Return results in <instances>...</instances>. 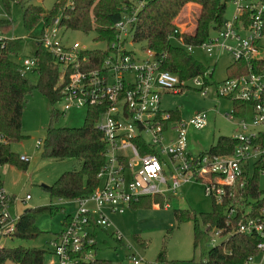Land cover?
Segmentation results:
<instances>
[{
  "label": "built area",
  "instance_id": "built-area-1",
  "mask_svg": "<svg viewBox=\"0 0 264 264\" xmlns=\"http://www.w3.org/2000/svg\"><path fill=\"white\" fill-rule=\"evenodd\" d=\"M232 2L234 10L230 20L223 21L220 29L205 42L186 46L171 38L188 53L199 48L208 57L226 53L231 60L243 59L249 63L252 57H259V43L264 38L263 0ZM141 4L130 5L113 23L116 39L105 44L101 49L105 53L99 59L76 42L61 43L59 17L48 24L42 22L38 41L59 66L58 82L65 79L59 100L62 115L70 107H97L95 128L104 145V163L97 172L99 186L88 196L74 199L78 209L63 222L61 232L50 240L49 254L55 259L44 264L68 263L70 254L80 253L84 245L94 243L95 229L109 226L103 208L121 213L132 201L153 195L166 198L167 193H174L189 181L200 183L204 195L219 204L232 190L243 188L255 168L259 177L264 176V68L257 72L249 69L247 74L213 82L217 97L245 103L242 116L232 109L224 115L236 126L231 136L235 140L232 152L226 155L189 153L187 130L203 128L206 113L195 112L184 121L176 109H162L160 98L163 93L185 90L188 81L204 95L212 72L206 69L201 75L179 79L160 67V59L151 50L141 48L137 54L129 48ZM19 64L22 72L28 71L36 60L33 56L25 57ZM39 144L40 141H36V145ZM19 159L27 161L24 157ZM28 198L25 195L23 201ZM15 201V197L6 194L0 186V238L9 237L14 231L19 217V213L11 210ZM236 207L237 210L234 206L226 208L224 226L209 229L211 242L227 237V232L222 233L227 227L254 236L258 239L255 243L260 257L258 264H264V205L255 210L250 204L237 203ZM236 215L239 217L232 225L230 219ZM117 239L120 240L119 236ZM126 250L129 264H151L128 252L129 246ZM91 255L87 251L83 259ZM252 258L249 256L247 261Z\"/></svg>",
  "mask_w": 264,
  "mask_h": 264
},
{
  "label": "trees",
  "instance_id": "trees-1",
  "mask_svg": "<svg viewBox=\"0 0 264 264\" xmlns=\"http://www.w3.org/2000/svg\"><path fill=\"white\" fill-rule=\"evenodd\" d=\"M141 1L142 4L131 33L132 41L142 42L144 48L151 50L160 59V67L175 74L179 79H189L201 75L207 68L194 59L181 45H178L174 39L186 46H196L205 42L210 35L220 29L225 5L230 0ZM0 3L6 12L9 11L12 4L19 5L22 25L27 31L39 21L48 24L60 13V28L84 33L93 32L95 39L104 41L107 45L116 39L112 25L131 5V0H69V2L55 0L49 9L30 4L28 0H0ZM188 3L197 5V12L191 23V30L181 32L177 28L175 19ZM262 19L264 21V7ZM9 27V18L8 20L0 19V32H5ZM171 36L174 38L173 40ZM24 48L25 44L21 39H0V166L7 164L21 171L26 169L27 161L20 160L19 155L10 150V145L20 142L24 138L21 133V116L25 97L33 91H37L52 105L60 100V88L65 80L58 82L59 66L38 41V38L33 41L30 52L31 56L35 58L36 64L30 70L22 72L19 62L12 56H16ZM87 52L98 59L105 53L99 48H93ZM261 68H264V57H252L249 63L243 59L231 60L225 68L224 79L247 74L249 69L257 72ZM29 74H33L35 78L32 79ZM244 108V102L231 100V109L236 115L242 116ZM98 113L97 107H86L81 126L67 127L56 126L62 113L57 109H49L48 122L41 142L40 157L74 158L80 163L79 169L65 171L52 184L42 187L49 197L74 200L88 196L99 186L97 172L104 163V145L100 132L95 128ZM234 145L235 140L231 136H218L209 149L201 153L226 155L232 152ZM246 179L243 188L232 190V194L229 197L225 196L219 204L211 200L209 212L200 213L197 216L189 209H173L176 222H192L193 252L197 249L198 242L204 234L199 230L198 222L205 226L204 232L207 233L209 229L224 226L227 219L225 211L230 206H234L237 210V203H242L243 206L250 204L255 210L264 205V194L259 186L257 169L255 168ZM165 201L166 198L160 195L145 196L130 202L127 207L145 208L153 204L162 207ZM55 210L57 208L51 205L23 210L9 237L19 240L34 239L41 232L35 226L38 215L45 212L53 214ZM68 217L69 215H65L64 221ZM238 217L236 215L230 219L232 225ZM224 232L228 233L227 237L207 250L203 264H246L249 256L257 255L255 243L258 239L256 237L238 233L230 227L224 229L222 233ZM92 235L94 236L95 232ZM137 241L140 246L145 244L141 240ZM117 243L122 246L121 242ZM95 245V242L84 245L82 252L70 254L71 261L64 264H112L107 259L95 257ZM87 251H90L92 255L89 259H83V254ZM46 254H49V251L40 248L20 245L1 246L0 264L6 261L14 264H44ZM155 260L157 263H166L163 250L158 252ZM190 261L192 262L193 258ZM175 263L168 261V264Z\"/></svg>",
  "mask_w": 264,
  "mask_h": 264
},
{
  "label": "rangeland",
  "instance_id": "rangeland-1",
  "mask_svg": "<svg viewBox=\"0 0 264 264\" xmlns=\"http://www.w3.org/2000/svg\"><path fill=\"white\" fill-rule=\"evenodd\" d=\"M30 4L42 6L49 9L55 0H28ZM69 2V0H66ZM141 0H131L132 6H139ZM234 5L232 0L225 5L223 21L231 18ZM197 6L187 4L177 15L176 24L179 31H190L194 20ZM8 13V14H7ZM56 17H60V13ZM10 20V27L5 32H0V39H21L25 44L24 50L12 58L20 61L30 57L32 43L41 33L42 21H39L29 31L25 30L21 21V10L18 4L14 3L6 12L0 3V19ZM60 41L63 45H70L74 42L87 49L105 47V42L95 39L93 32L84 33L77 30H58ZM173 40V39H172ZM137 54L141 48L146 49L143 43L133 42L129 47ZM190 55L202 63L212 76L207 78L208 85H205L206 93L201 95L192 81L186 83L187 88L179 93H163L160 98V107L165 110L178 111L179 117L186 121L195 112L206 113V125L201 129L189 128L187 130L186 149L192 154L206 151L214 143L218 136H232L235 132L234 121L227 120L224 115L231 111V101L225 97H217L214 91V82L222 81L225 78V68L231 62L229 54H222L219 57H208L203 50L193 48ZM257 56L264 57V38L259 43ZM29 76L34 79L33 74ZM62 103L56 102L52 105L37 91H33L25 97L21 116V133L24 138L17 143L10 145V150L27 159V166L24 171L18 170L11 165L0 166V178L2 189L8 195L14 196L16 201L11 210L21 213L28 208L41 206H55L57 210L53 214L48 212L38 215L35 226L41 232L34 239L19 240L10 237L0 238L1 246H23L40 248L50 251L52 249L50 240L54 235L63 229L65 215H74L78 205L74 200H62L49 197L43 190V186L52 184L59 175L65 171L79 169L80 163L74 158L51 159L40 157L41 142L44 130L48 122L49 109L61 110ZM85 116L84 107H70L64 115L58 118L56 126L79 127ZM36 141H40L36 145ZM259 186L264 194V176L259 177ZM25 195L29 200L23 201ZM166 206L159 207H125L121 213L104 209L103 212L108 218L109 226L95 229L94 241L96 246V258L109 260L112 264H129L126 258V247L129 246L136 258L151 264H203L206 252L221 238H215L211 242L212 233H205V226L198 222L199 230L204 233L198 242L197 249L192 251V222H176L173 216V209H189L197 216L211 210V199L204 195L203 187L196 181H189L176 189L174 193H167ZM119 236V241L117 239ZM113 237V238H112ZM137 240L145 242L140 246ZM50 242V243H49ZM117 242H121L120 246ZM160 250L164 252L165 262H156V256ZM193 258V261L190 260ZM50 254L45 255V260H54ZM259 255H255L252 261L246 264H258ZM3 264H14L6 261Z\"/></svg>",
  "mask_w": 264,
  "mask_h": 264
},
{
  "label": "crops",
  "instance_id": "crops-1",
  "mask_svg": "<svg viewBox=\"0 0 264 264\" xmlns=\"http://www.w3.org/2000/svg\"><path fill=\"white\" fill-rule=\"evenodd\" d=\"M188 4H191V3H188ZM193 5H195V4H193ZM197 6V5H196ZM222 55V54H221ZM219 57V56H218ZM187 146V145H186ZM188 151V150H187ZM189 152V151H188ZM190 153V152H189ZM192 154V153H191ZM30 198V197H29ZM29 198H28V200H29ZM154 206H156V205H154ZM158 206V205H157ZM63 224V223H62Z\"/></svg>",
  "mask_w": 264,
  "mask_h": 264
}]
</instances>
